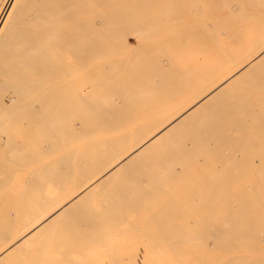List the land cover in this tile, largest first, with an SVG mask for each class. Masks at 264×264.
<instances>
[{
	"label": "bare ground",
	"instance_id": "1",
	"mask_svg": "<svg viewBox=\"0 0 264 264\" xmlns=\"http://www.w3.org/2000/svg\"><path fill=\"white\" fill-rule=\"evenodd\" d=\"M182 1L0 0V264H264V0Z\"/></svg>",
	"mask_w": 264,
	"mask_h": 264
},
{
	"label": "rangeland",
	"instance_id": "2",
	"mask_svg": "<svg viewBox=\"0 0 264 264\" xmlns=\"http://www.w3.org/2000/svg\"><path fill=\"white\" fill-rule=\"evenodd\" d=\"M162 2H164V0H162ZM180 2H181V0H180ZM182 2H184V3H182V5H183V4L187 3L188 1L186 2V0H185V1H182ZM187 4H188V3H187ZM164 5H165V3H164ZM164 5H161V7H163ZM135 6H136V5H135ZM135 6H134V8H136ZM137 6L139 7L140 4H138ZM141 6H142L143 10L145 11L146 8H145V6L142 5V3H141ZM141 6L139 7V10L137 9L138 7H137L136 9H134L133 12H135V13H133V14H135V15L138 16V15L140 14V8H141ZM183 6H184V5H183ZM142 8H141V9H142ZM144 8H145V9H144ZM183 8L186 9L185 12L187 13V14L184 13V15H185V16H186V15H189V16H190V19H193V18L191 17V15L188 14V9H187L188 6H187V7H183ZM137 11L139 12V14H137V13H138ZM144 11H143L144 14L141 13L142 15L140 14V15H139L140 17H137V16H136V19L134 18L135 16L132 14V21L135 20V22H133V23L130 22L131 25L129 24V27L132 28L131 30H133V31H131L130 28L128 29V24H126L123 28H124V31H126L125 34L127 33V35H130V34H131V33H130V34L128 33V30H129L130 32H133L132 35L128 36V38H126L127 35H126V36L124 35L125 38H126L127 41H128V46H130L129 49H127V50H128V54H130L131 52H134V53H131V54L133 55L134 58L137 56V57H136V60H137L138 62H140L141 60H143V61H144L143 63L145 64V66H149V65L152 64V62H154V61H152L151 59H153V60H155V61L157 60V56H155V55L153 54V52H154L155 49H151V48H154V47L157 48L158 45H159V42H160L163 38H162V37H160L161 39H160V38H159V39L157 38V37H159V35L162 34V28H160L161 31H159L160 29L157 30L158 32L155 31V33H154V31H153V34H152V32H151V33H147V34H145V32H140L139 35H138V33H137V35H138V37H139L138 39L134 37L133 34L135 33V31H139L140 27H141V29H142V28H146V27H148L149 24H152V22H149L150 19H149V17H148V14L150 13V11H148V10L145 11V12H144ZM136 12H137V13H136ZM141 12H142V10H141ZM146 12H147V13H146ZM148 12H149V13H148ZM175 13H176V11H175ZM175 13H174V11H173V14H175ZM145 15H146L147 17H146ZM133 16H134V17H133ZM171 16H173V15H171ZM189 16H186V17H189ZM133 18H134V19H133ZM138 18H140L141 20L138 19ZM175 18H176V17H175ZM190 19L187 18L186 21H187V20L189 21ZM139 21H140L141 23H140ZM150 21H151V20H150ZM172 21H175L174 17H171L170 20H168V22H167V23L170 22V23H169V24H170V25H169L170 28H174L175 25H177L176 22H175V23H176V24H175V23L172 22ZM188 21H187V22H188ZM191 21H194V19L189 21L188 27L191 26ZM136 22H137V23H136ZM142 23H143V24H142ZM153 23L155 24V22H153ZM134 24H136V25H134ZM133 25H134V26H133ZM137 25H139V26H138L139 28L137 27ZM161 25H162V24H161ZM131 26H132V27H131ZM150 26H151V25H150ZM125 27H126L127 29H126ZM135 27H136V29H135ZM160 27H161V26H160ZM191 27H192V26H191ZM195 27H196V26H195ZM175 28H176V27H175ZM175 28H174V29H175ZM189 28H190V27H189ZM134 30H135V31H134ZM158 33H159V34H158ZM135 34H136V33H135ZM176 34H177V31H175V35H176ZM142 36H143V37H142ZM141 38H142V39H141ZM155 38H156V39H155ZM149 39H154L155 41H154V40L150 41ZM157 40H160V41H157ZM156 41H157V42H156ZM150 42H151V43H150ZM152 42H155V44H152ZM161 42H163V40H162ZM156 43H158V44H156ZM146 45H147L148 47H145ZM150 47H151V48H150ZM130 48H131V50H130ZM132 48H133V49H132ZM144 48H145V49H144ZM141 49H142V50H141ZM149 49L152 50L153 52H152V51H149ZM140 50H141L142 52H141ZM130 51H131V52H130ZM146 52H147V54H146ZM148 52H151V53H152V55H150V57L148 56ZM136 54H137V55H136ZM149 54H150V53H149ZM155 54H156V50H155ZM132 55H131V56H132ZM153 55H154V56H153ZM156 55H157V54H156ZM158 55H159V56H158V57H159L158 60H159V59H162V57L164 58L162 52H161V53L159 52ZM107 56H108V55H107ZM105 57H106V56H103V60H104V61L106 60L105 63H104V66L107 65V64L109 65L110 62L114 65V66H112V64H110V67H109V66H105V68H109V69H111V67H114V68H115V66H116V63H115V61H114L115 59H113L114 57H115V58H116V57H119V58H120V57L131 58L130 56L127 57V52H126V53H125V52L120 53V56H115V55H113V57H112V56L110 55L108 58H107V57L105 58ZM160 57H161V58H160ZM111 58H112V59H111ZM108 59H110V60H108ZM116 59H117V58H116ZM131 59H132V58H131ZM107 60H108V61H107ZM112 60H113L114 63L112 62ZM117 60H119V59H117ZM104 61H103V62H104ZM151 61H152V62H151ZM107 62H108V63H107ZM116 62H117V61H116ZM148 62H149V63H148ZM162 78H163V80L165 81V76L162 77ZM107 257H108V255H107ZM110 258H111V257H110ZM106 259H108V258H106ZM107 261H108V260H106V262H105L106 264H107ZM109 262H110V260H109Z\"/></svg>",
	"mask_w": 264,
	"mask_h": 264
}]
</instances>
